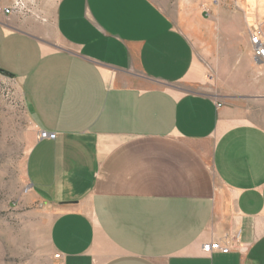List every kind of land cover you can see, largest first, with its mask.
Wrapping results in <instances>:
<instances>
[{
    "label": "crops",
    "instance_id": "crops-1",
    "mask_svg": "<svg viewBox=\"0 0 264 264\" xmlns=\"http://www.w3.org/2000/svg\"><path fill=\"white\" fill-rule=\"evenodd\" d=\"M244 22L213 0H59L53 32L0 13V69L36 128L28 193L63 264H264L247 32L264 23ZM210 84L216 96L199 90ZM234 235L230 253H204Z\"/></svg>",
    "mask_w": 264,
    "mask_h": 264
},
{
    "label": "rangeland",
    "instance_id": "rangeland-1",
    "mask_svg": "<svg viewBox=\"0 0 264 264\" xmlns=\"http://www.w3.org/2000/svg\"><path fill=\"white\" fill-rule=\"evenodd\" d=\"M58 2L0 0V13L14 7L13 14L41 20L53 32ZM213 3L219 11L239 12L244 23H264V0ZM258 26L264 31V24ZM257 81V93L252 98L263 100L256 112L263 118L264 63L259 65ZM199 90L217 95L213 84ZM35 137L36 128L20 81L0 72V264H56L49 237L51 213L27 191L26 163Z\"/></svg>",
    "mask_w": 264,
    "mask_h": 264
},
{
    "label": "built area",
    "instance_id": "built-area-1",
    "mask_svg": "<svg viewBox=\"0 0 264 264\" xmlns=\"http://www.w3.org/2000/svg\"><path fill=\"white\" fill-rule=\"evenodd\" d=\"M217 2V0H214ZM3 13L6 15H10L14 13V7H7L3 9ZM249 36L251 43V51L253 56L257 62L264 63V32L261 27H253L249 28ZM214 76L213 72L210 71L209 78L212 79ZM56 133H51L48 131H40L39 139H55ZM30 188L27 189V191ZM238 244V235H234L232 237H224L222 240H214L211 242H207L203 244V251L206 254H212L213 252H221V253H230L234 249H236ZM54 260L56 264L62 263V255L60 253L54 254Z\"/></svg>",
    "mask_w": 264,
    "mask_h": 264
},
{
    "label": "water",
    "instance_id": "water-1",
    "mask_svg": "<svg viewBox=\"0 0 264 264\" xmlns=\"http://www.w3.org/2000/svg\"><path fill=\"white\" fill-rule=\"evenodd\" d=\"M0 72L3 73L6 76H10L11 77V74L9 72H7V71H3V70L0 69Z\"/></svg>",
    "mask_w": 264,
    "mask_h": 264
},
{
    "label": "trees",
    "instance_id": "trees-1",
    "mask_svg": "<svg viewBox=\"0 0 264 264\" xmlns=\"http://www.w3.org/2000/svg\"><path fill=\"white\" fill-rule=\"evenodd\" d=\"M11 77H14L13 75H11Z\"/></svg>",
    "mask_w": 264,
    "mask_h": 264
}]
</instances>
